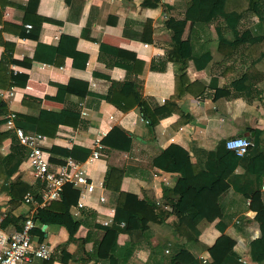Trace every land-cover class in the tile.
<instances>
[{
  "label": "crops",
  "instance_id": "crops-1",
  "mask_svg": "<svg viewBox=\"0 0 264 264\" xmlns=\"http://www.w3.org/2000/svg\"><path fill=\"white\" fill-rule=\"evenodd\" d=\"M30 5L31 0H0V119L16 112L17 120L28 127L37 121L58 126L55 135L53 129L43 133L52 169L63 164L74 147L77 157L84 156L80 149L89 150L79 162L94 181L105 182L110 167H117L124 171L121 190L155 211L147 212L154 218L144 230L135 231L134 241L128 233L110 235L103 226L115 219L119 192L97 189L86 196L84 208L72 205V213L78 211L75 216L82 221L74 239L60 221L39 220L33 241L49 243L53 255L27 264H177L182 249L209 260L211 251L223 257L237 244L215 226L217 219L228 227L244 214L264 220L263 189L255 201L235 192L222 215L217 197L230 184L221 178L199 192L195 185L207 172L193 168L196 150H216L222 141L241 134L252 140L261 131L264 148V40L253 42L264 36V0H197L194 5L192 0H162L157 8H146L141 0H87L78 11L66 0ZM188 9L195 18L186 19ZM184 19L183 44L176 49L170 28ZM148 22L147 37L142 33ZM198 57L211 61L203 67ZM72 78L87 82L90 93L80 96L61 86ZM9 81L17 83L6 86ZM131 81L155 124L133 100L123 110L103 98L114 82ZM12 88L13 96L1 95ZM114 93L123 103L118 89ZM70 112L79 116L68 124ZM114 127L129 134L131 149L104 145L101 157L89 161L96 139ZM0 129L7 131L4 124ZM11 145L9 138L1 150L8 153ZM163 152L174 158L179 171L154 164ZM244 172L238 167L235 173ZM14 178L33 191L42 190L41 184L33 185L27 158ZM10 199L5 188L0 190L1 227L5 213L13 220L31 214V206L22 202L11 207ZM192 206L198 210L195 227L200 235L186 228L172 231L175 214ZM14 229L17 225L12 224Z\"/></svg>",
  "mask_w": 264,
  "mask_h": 264
},
{
  "label": "trees",
  "instance_id": "trees-1",
  "mask_svg": "<svg viewBox=\"0 0 264 264\" xmlns=\"http://www.w3.org/2000/svg\"><path fill=\"white\" fill-rule=\"evenodd\" d=\"M85 1L87 0H66L68 6L75 11L80 10L81 5ZM196 1L197 0H192V5H194ZM141 3L146 8H157L162 4V0H141ZM32 4L37 5L38 0H31L30 7ZM237 17L239 18L240 15L237 14ZM191 18H195V16H193L190 9H188L186 19ZM186 19L178 20L171 25L170 36L176 49L181 48L183 44L182 34ZM233 26L235 25L233 24ZM144 27V33L142 34L148 37L147 29L150 28V23H146ZM142 39H144V37H142ZM262 39L264 40V36L255 38L253 42H259L262 41ZM196 60L197 62L201 61L203 63L201 66L205 67L211 61V58L201 57V59H199L198 57ZM1 64L2 62H0V67ZM245 78L247 77L245 76L241 79L244 80ZM16 83L17 81H9L6 86L8 85L10 87ZM61 86L67 91L80 96H85L90 93L88 83L80 79L72 78L69 83ZM117 89L122 95L121 100L123 103H121L120 100L116 101L114 97V92ZM103 98L118 105L123 110L129 108L130 104H128L127 101L133 100L134 103L141 107L144 118H147L152 125L156 122V118L151 117L146 101L142 99L141 94L132 81L125 83L114 82L110 92ZM1 105H3V101H0V106ZM66 116V123L69 124L73 123L75 117L77 118L79 115L70 112L66 114ZM5 121L6 119H0V126L4 124ZM34 123V127H28L25 122L22 123L17 120V124L27 132L51 134L48 130L53 129L55 135L58 130V126L54 124H43V122L40 121ZM9 138L12 140L11 149L8 153H4L1 147ZM227 140L228 139L218 144L216 150L210 151L202 148L196 150L198 162L193 166L195 172H207V175L203 178V182L195 185L196 190L199 192L213 188L221 178L226 179L230 184V187L222 191L217 197V205L222 215L227 208L231 196L235 192L242 194L248 199H254L255 201L260 197L261 189L264 186V148L261 142V131H257L252 140L249 139L252 145H250L248 151L243 155H239L236 151L228 149L226 147ZM102 143L106 148L114 147L122 151H129L132 147V138L123 129L114 127L102 139ZM80 150L84 153L83 157H77L75 155V151H78L77 147H74L72 151H68L69 156L78 161H83L90 155L89 150ZM27 156L28 149L19 143L15 133L0 129V190L5 188L8 191L11 197V207L21 205L28 192H36L37 196L39 194V191H33L30 185L21 179L14 178V175L18 172ZM154 164L168 171H179L174 158L164 152L154 158ZM238 167L244 169L245 172L242 175L235 173ZM123 176L124 171L117 167L112 166L108 170L105 179L106 189L119 192V197L114 221L108 226H103V228L108 234L113 236H118L120 233H128L131 240L134 241L135 231L144 230L148 220L154 218L153 215L147 214V212L150 211L153 213L155 207L146 201L138 200L136 195L132 193L122 191L121 181ZM38 186L40 187V185ZM79 195V191L72 185H66L62 194V201H53L46 209H40L41 211L38 213L37 219L46 223L52 221V219L60 221L68 230L70 239H74L82 225V221L72 213V205L77 206ZM197 215L198 210L195 206H192L182 213H176L172 223H170L172 231L182 232L185 228L192 229L196 237H198L200 231L195 227V218ZM25 219L26 218L21 217L20 219L13 220V218L7 214L2 220V227L5 230H10L12 224H15L18 230H21ZM215 226L221 232L225 233L227 237L230 239L233 238L232 240L234 241L236 240V246L231 247L227 253H224L223 257H218L214 251H211V259L206 262H203L202 259L197 257H193L187 249H182L176 254L175 259L179 261L177 264H258L264 261V220H257L251 215L244 214L238 217L229 227L222 218L215 221ZM38 233L41 236L44 234L40 230Z\"/></svg>",
  "mask_w": 264,
  "mask_h": 264
},
{
  "label": "built area",
  "instance_id": "built-area-1",
  "mask_svg": "<svg viewBox=\"0 0 264 264\" xmlns=\"http://www.w3.org/2000/svg\"><path fill=\"white\" fill-rule=\"evenodd\" d=\"M1 95L13 96L14 89L2 91ZM18 115L11 112L6 116L4 123L8 131L15 133L19 143L28 149L27 162H29L35 179V184L42 185V190L37 196L34 192H28L23 203L32 207L31 214L26 217L21 230H5L0 226V264H27L35 258L49 260L52 258L53 250L49 243H34L33 231L38 227L37 211L46 209L48 205L60 200L66 185H72L80 193L77 208L81 209L86 206L84 200L87 195L95 193L97 189L105 190V182L94 181L85 170L81 162L68 157L65 162L52 169L50 158L51 155L44 150L43 142L45 136L37 132H27L24 128L17 125ZM252 142L243 136H235L226 141L228 149L236 151L243 155L248 151ZM104 147L102 138L95 141L89 161H95L101 157V149ZM264 190V186L262 187ZM101 202L106 201V196L101 194ZM75 215H79L76 211ZM7 214H3L5 218ZM111 224V220L104 222V226ZM206 262V258H202ZM246 261V260H244Z\"/></svg>",
  "mask_w": 264,
  "mask_h": 264
},
{
  "label": "water",
  "instance_id": "water-1",
  "mask_svg": "<svg viewBox=\"0 0 264 264\" xmlns=\"http://www.w3.org/2000/svg\"><path fill=\"white\" fill-rule=\"evenodd\" d=\"M239 136H243V137H245L246 135L241 134V135H239Z\"/></svg>",
  "mask_w": 264,
  "mask_h": 264
}]
</instances>
